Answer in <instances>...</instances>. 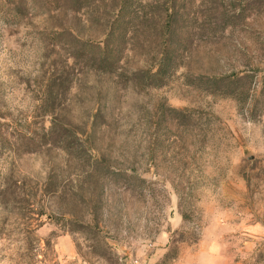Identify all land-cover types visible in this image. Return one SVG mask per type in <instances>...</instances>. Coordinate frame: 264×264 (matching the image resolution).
Listing matches in <instances>:
<instances>
[{
	"label": "rangeland",
	"instance_id": "374dc122",
	"mask_svg": "<svg viewBox=\"0 0 264 264\" xmlns=\"http://www.w3.org/2000/svg\"><path fill=\"white\" fill-rule=\"evenodd\" d=\"M135 260L264 264V0H0V264Z\"/></svg>",
	"mask_w": 264,
	"mask_h": 264
},
{
	"label": "trees",
	"instance_id": "16d2710c",
	"mask_svg": "<svg viewBox=\"0 0 264 264\" xmlns=\"http://www.w3.org/2000/svg\"><path fill=\"white\" fill-rule=\"evenodd\" d=\"M122 7H124V6H122ZM117 25L121 26L122 23L118 22ZM107 48H108V45H106L105 47H100V49H99V58H100L99 64L106 66L107 68H111L115 64L116 59H115V54L113 53L112 48H109V50Z\"/></svg>",
	"mask_w": 264,
	"mask_h": 264
},
{
	"label": "built area",
	"instance_id": "2783aa9c",
	"mask_svg": "<svg viewBox=\"0 0 264 264\" xmlns=\"http://www.w3.org/2000/svg\"><path fill=\"white\" fill-rule=\"evenodd\" d=\"M130 264H144V263H142L141 261L135 260V261L131 262Z\"/></svg>",
	"mask_w": 264,
	"mask_h": 264
}]
</instances>
